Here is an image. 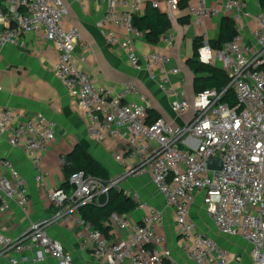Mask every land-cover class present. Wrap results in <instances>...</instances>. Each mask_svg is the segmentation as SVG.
<instances>
[{
	"label": "built area",
	"instance_id": "2783aa9c",
	"mask_svg": "<svg viewBox=\"0 0 264 264\" xmlns=\"http://www.w3.org/2000/svg\"><path fill=\"white\" fill-rule=\"evenodd\" d=\"M73 1L83 7L92 2L104 3L105 13L97 25L107 44L126 48L133 66L149 72L152 79L156 78V70L161 72V88L168 95L181 94L171 103L175 116L190 110L194 114L182 125L163 117L149 123L151 101L134 83H127L118 93L97 84L89 72L79 67L85 59L76 58L75 49L82 37L76 26L64 25L70 14L65 0L0 1V49L24 47L26 35L44 30L58 54L55 75L64 84L70 102L85 113L89 139L101 143L108 137L126 136L128 142L127 154L114 156L121 165H128L124 174L103 183L83 171L72 173L69 190L60 187L48 192L58 207L53 216L33 222L18 238L0 230V255L38 249L61 264H73L72 256L51 236L50 228L67 216L69 208L79 211L84 205L98 203L112 188L121 189L127 176L150 173L164 207L154 208L140 200L137 192L123 189L137 202V208L147 209L148 213L130 235L119 240L108 239L86 224L97 260L105 264H178L165 247L164 238L155 231L171 209L182 250L195 264H230V252L192 217L191 208L201 197L215 228L226 238L241 237L249 244L250 264H264V13L253 16L248 10L249 0H221V11L210 8L207 0H191L188 9L193 25L201 26L205 19L222 13L234 20L237 34L219 49L204 44L198 51L202 63L219 65L227 73L228 85L221 91H201L189 101L184 91L168 85L170 74L180 71L166 68L171 61L169 55L135 53V40L144 36L134 25L143 0ZM167 4L173 11L179 8L176 0H167ZM249 19L254 20L255 27L251 41L245 43ZM173 40V36L167 38L170 44ZM229 91L237 100L234 106L224 101ZM131 95L138 101H129ZM56 135L52 119L0 106V139H7L28 155L35 182L41 187L46 186L44 158ZM211 159H220L222 168L211 169ZM12 203L27 211L30 192L25 175L10 160L2 159L0 210H8ZM116 224L119 229L131 228L126 214ZM233 259L241 260L238 256Z\"/></svg>",
	"mask_w": 264,
	"mask_h": 264
},
{
	"label": "crops",
	"instance_id": "0c3cea01",
	"mask_svg": "<svg viewBox=\"0 0 264 264\" xmlns=\"http://www.w3.org/2000/svg\"><path fill=\"white\" fill-rule=\"evenodd\" d=\"M4 2L5 0H0ZM179 6V1L176 0ZM69 5L70 14L64 20L66 28L76 26L81 33V41L75 49L76 58L84 57L79 67L89 72L94 81L114 92L123 91L127 83H134L139 92L145 94L151 101V109L159 117L167 121L182 125L193 116L190 110L185 115L175 116L171 110V103L180 99L179 95H168L160 86L161 72L156 70V78L152 79L149 72L137 70L130 61L126 48L120 45H108L98 22L105 13V4L92 2L86 7L65 0ZM185 8L173 11L169 8L167 0H143L141 11L137 16L145 13L148 4H158V9L166 13L171 20L168 32L160 38L158 43L152 44L145 37L134 42L135 53L139 56L149 55L154 52H163L171 57L166 65L168 70L179 68L178 73H171L169 84L178 91H184L185 97L192 101L197 94L194 89L196 75L188 61L194 55L195 43L201 40L203 44L217 39L220 34L222 13L211 16L201 26L193 25L189 13V4ZM212 9L222 10L221 0H207ZM248 10L253 16L264 13L259 0H249ZM255 27L253 19L247 20V30L244 42L251 41V31ZM173 36L170 44L167 38ZM58 54L53 44L47 40L44 30L25 36V46H7L0 49V106L11 107L18 111L26 112L31 116L43 115L56 123V139L51 142L44 158V168L47 172L46 186L41 187L35 182L32 165L28 155L19 147H13L7 139H0V160L8 159L19 169L27 179L30 192V205L27 211L12 203L6 211L0 210V230L11 238H18L24 234L29 226L53 216L58 207L51 202L48 192L62 187L67 183L71 174L72 165L69 160L74 148L82 145L94 158L101 161L109 170L111 177L124 174L128 165H121L114 158L116 154H127L128 142L124 137H108L101 143L89 139L87 126L88 120L85 113L69 100L64 84L56 77L54 72ZM220 67L219 65H216ZM129 101H138L137 96H129ZM9 177V173H6ZM121 189L137 192L140 200L154 208H163L165 203L153 184L152 175L145 173L142 176H127L120 184ZM62 188L69 190L70 185ZM69 205L66 206V209ZM67 216L52 226L49 230L51 236L61 242L64 249L73 258V264H105L97 260L93 253L91 243L88 241L86 223L81 218L79 211L68 210ZM148 213L147 209L136 208L126 214L131 228L119 229L117 220L121 216H114L110 223L109 234L112 240H119L130 235L132 228L140 223ZM192 217L199 220L205 210L202 198L199 197L191 208ZM208 217V216H207ZM209 218V217H208ZM212 227L215 228L209 218ZM211 228L201 229L212 236L220 246L226 248L232 259L230 264H250L249 244L241 237L226 238L216 228L218 234L211 232ZM177 223L174 211L168 209L162 224L156 226V233L165 240V247L172 253L178 264H195L182 250L181 240L176 233ZM242 245L237 249L234 245ZM240 257V261L233 258ZM245 256V257H244ZM0 264H61L58 260L41 252L38 249L24 250L21 252L8 251L0 255ZM125 264H132L130 261Z\"/></svg>",
	"mask_w": 264,
	"mask_h": 264
},
{
	"label": "trees",
	"instance_id": "16d2710c",
	"mask_svg": "<svg viewBox=\"0 0 264 264\" xmlns=\"http://www.w3.org/2000/svg\"><path fill=\"white\" fill-rule=\"evenodd\" d=\"M189 1L180 0L179 7H187ZM259 4L264 9V0H259ZM134 25L144 33L146 41L156 44L168 32L172 23L166 13H163L158 7L150 3L143 15L134 18ZM236 34L234 20L230 17H224L222 19L219 37L210 41V45L213 48L219 49L225 42L232 40ZM201 47V40L196 41L194 55L188 61L189 67L194 70L195 74H201L194 81V89L197 93L208 89L221 91L228 85L229 76L221 67L205 64L199 60L198 51ZM224 101L233 106L237 104L235 95L231 91L227 92ZM148 115L149 123L154 122L159 117V114L152 109L148 111ZM69 160L72 165L71 174L83 171L85 174L95 176L103 183H108L112 179L106 166L94 158L80 144L74 148L69 156ZM68 185L69 180L62 187ZM136 208L137 202L132 197L126 195L123 189L112 188L108 196L102 197L98 203L93 202L80 207L79 213L84 223L92 225L94 229L100 230L108 239H111L109 227L112 218L130 213Z\"/></svg>",
	"mask_w": 264,
	"mask_h": 264
},
{
	"label": "rangeland",
	"instance_id": "374dc122",
	"mask_svg": "<svg viewBox=\"0 0 264 264\" xmlns=\"http://www.w3.org/2000/svg\"><path fill=\"white\" fill-rule=\"evenodd\" d=\"M198 217H199V220L198 219H195V220L198 222V224L200 225V227L202 226V228H204V230H205V228L207 229V228H211L213 226L211 224L209 218L206 215H203V217H200V216H198ZM211 232L214 233V234H218V232L215 231V228H213V227H212ZM234 247H237V249H242V245H237V246L234 245Z\"/></svg>",
	"mask_w": 264,
	"mask_h": 264
},
{
	"label": "water",
	"instance_id": "95a60500",
	"mask_svg": "<svg viewBox=\"0 0 264 264\" xmlns=\"http://www.w3.org/2000/svg\"><path fill=\"white\" fill-rule=\"evenodd\" d=\"M209 167L211 169H218L222 168V161L220 159H211L209 163Z\"/></svg>",
	"mask_w": 264,
	"mask_h": 264
}]
</instances>
